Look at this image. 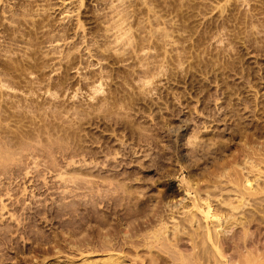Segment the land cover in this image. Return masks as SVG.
<instances>
[{
	"label": "rangeland",
	"instance_id": "rangeland-1",
	"mask_svg": "<svg viewBox=\"0 0 264 264\" xmlns=\"http://www.w3.org/2000/svg\"><path fill=\"white\" fill-rule=\"evenodd\" d=\"M196 184L264 236V0H0V264L104 262L40 244L62 199L143 222Z\"/></svg>",
	"mask_w": 264,
	"mask_h": 264
},
{
	"label": "bare ground",
	"instance_id": "bare-ground-1",
	"mask_svg": "<svg viewBox=\"0 0 264 264\" xmlns=\"http://www.w3.org/2000/svg\"><path fill=\"white\" fill-rule=\"evenodd\" d=\"M193 187L191 186L188 188ZM195 187L194 191L196 195L190 200V206L186 203L185 198H179L180 200H177L176 202L172 199L179 196L178 193L180 190L183 189L182 192H185V186L180 185L178 191H170L164 197V199H168L169 202H166L164 208H162L163 210L157 212L154 211L155 213L151 214L152 216L147 218V220L144 219L145 221L143 220V222L138 218L142 215L144 216V207H141V205L139 208L135 209L129 207V200L127 201V198L124 199V201H127L126 205L129 209L124 207L125 211H122L123 214H121V216L120 214H113L114 210L112 211L108 208L100 211L98 204L105 203V199L100 200L96 198V196L90 197V200L87 203L82 200L65 202L67 199H62L60 204L53 208L52 214L62 221L63 218L68 217V220L66 219L64 223H62L63 226H61L63 227V230L69 228V230H67L68 234L61 236L62 233H58L55 230L46 231L45 229L40 228L37 229L39 231H37L36 236L40 238L38 241L42 240V242L40 241V244H44L45 242L52 244L51 246H53V249H50L51 252H53L54 248L56 249V245L54 244L57 242H63L66 244L70 250L67 252L74 251L75 255L77 252L79 254L81 250L85 251L84 249L88 251L90 249L92 250V253L96 251H102L103 253L112 252L110 253L111 255H109V258L104 262L100 261L101 263H97V261H88L86 258L87 260H83L84 262H82V264H128V260L130 262V255L134 253L137 254L138 250L142 249L138 248L137 250L136 247H134L135 244L138 245V241L140 243V238L141 241L144 242H142L143 244L146 243L145 253L147 252L149 254L151 264H264V236L262 237L260 229L257 228V230L252 233L248 228V225L251 223H249V221L247 223V220L245 221L244 217L243 219H238L232 214H230L231 216H222L219 210L213 208L212 201H209L211 200V197L208 196L209 199H207L205 203H202L204 202L202 200V189L200 187L198 188L197 184ZM188 192L186 193L187 195ZM115 201L116 200L112 203L114 204L113 206L117 205ZM117 201H120L119 204L123 203L121 200ZM228 203L229 202H227V204ZM106 206L110 207L107 203L105 204V207ZM115 208L117 207L115 206ZM186 208L188 210L181 212ZM235 208L236 207H232V209L236 210L237 208ZM82 213L85 214V217L83 218L82 216L84 215H80V221L74 222V214L78 215ZM177 213H181L183 217L178 216ZM36 214L41 215L42 213L37 212ZM35 215L32 219L34 221H36L37 218ZM112 215H116V218L117 216H120V219H117L121 222L129 221L131 222V225L134 223L135 226H132V229H128V226L126 228H123V226L116 227V232L109 231L105 233L104 231H101L100 233L99 230H95L92 231L94 234L96 231L99 232L95 239L90 240L91 236L89 237L90 239H88V236L84 239L80 238L79 235H82V233L84 235V232L92 230V228L91 230L87 229V223L95 221L101 226H110V221L113 222ZM114 221H116L115 218ZM253 221L254 220L251 219L250 222ZM116 222L118 223L119 221ZM107 226H105V229ZM88 228L90 229V227ZM112 229L114 228L112 227ZM31 231L33 230L31 229ZM143 232L144 234L141 235L140 233ZM73 237L78 238L77 240H72ZM131 246L132 248H130ZM142 246L144 247V245ZM57 247L60 248L59 245H57ZM83 247L84 249H82ZM47 251L49 252V250ZM117 251H121L122 255H119V252L118 254H115ZM139 252L141 253V251ZM80 254V256H82L83 253ZM70 257L67 256L69 259L64 262L59 259L57 261L54 260L55 262L51 260L52 262H48L47 264H77L75 260ZM135 260H137V258ZM46 261L47 259L44 258L41 262L44 264Z\"/></svg>",
	"mask_w": 264,
	"mask_h": 264
}]
</instances>
